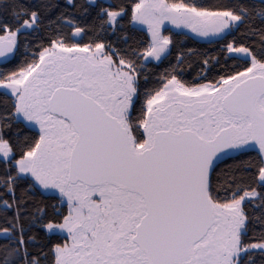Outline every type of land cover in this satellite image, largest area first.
I'll return each mask as SVG.
<instances>
[{
  "label": "snow or ice",
  "instance_id": "6c2138e0",
  "mask_svg": "<svg viewBox=\"0 0 264 264\" xmlns=\"http://www.w3.org/2000/svg\"><path fill=\"white\" fill-rule=\"evenodd\" d=\"M0 264H264V0H0Z\"/></svg>",
  "mask_w": 264,
  "mask_h": 264
}]
</instances>
